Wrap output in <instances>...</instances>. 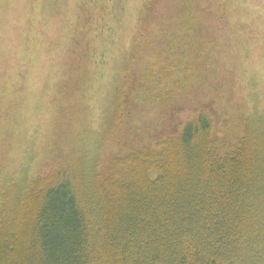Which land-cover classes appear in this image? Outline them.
Returning <instances> with one entry per match:
<instances>
[{"label": "trees", "instance_id": "trees-1", "mask_svg": "<svg viewBox=\"0 0 264 264\" xmlns=\"http://www.w3.org/2000/svg\"><path fill=\"white\" fill-rule=\"evenodd\" d=\"M198 1L163 16L147 0L111 78L115 121L85 131L79 158L46 174H5L0 264H264V111L240 102L225 115L214 99L201 103L221 51L209 28L211 41L195 38L187 61ZM219 1V18L234 24L238 0ZM110 29L97 28L100 38ZM123 125L142 138L120 140L104 163L103 140Z\"/></svg>", "mask_w": 264, "mask_h": 264}, {"label": "rangeland", "instance_id": "rangeland-1", "mask_svg": "<svg viewBox=\"0 0 264 264\" xmlns=\"http://www.w3.org/2000/svg\"><path fill=\"white\" fill-rule=\"evenodd\" d=\"M104 1L0 0V189L5 174L19 168L46 174L62 166L66 157L79 158L85 131L94 122L111 127L115 121L111 78L130 43L131 24L147 0H110L109 16ZM184 1L159 0L157 12L172 15ZM197 4L199 18L184 42H189L184 48L188 63L197 52V47L191 48L195 38L211 41L209 28L221 51L218 70L198 92L201 103L214 99L225 115L240 102L264 111V0H238L234 24L219 18L221 1ZM86 22L95 28L92 35L80 31ZM105 22L112 30L100 38L97 28ZM94 40L111 42L98 46ZM147 41L159 47L156 40ZM109 88L112 98L104 95ZM142 120L137 119L138 126L145 123ZM138 134L128 132L127 125L109 132L103 140L104 163L113 159L120 140L142 138Z\"/></svg>", "mask_w": 264, "mask_h": 264}]
</instances>
